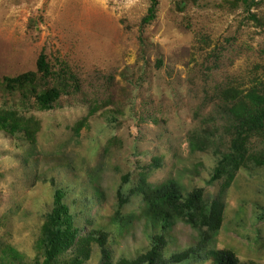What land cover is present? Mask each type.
Wrapping results in <instances>:
<instances>
[{"label": "rangeland", "instance_id": "rangeland-1", "mask_svg": "<svg viewBox=\"0 0 264 264\" xmlns=\"http://www.w3.org/2000/svg\"><path fill=\"white\" fill-rule=\"evenodd\" d=\"M149 4L0 0V116L23 119L34 138L0 128V264L41 260L36 241L56 189L81 235H105L113 262L146 253L163 234L157 264H212L219 250L264 264V134L248 137L231 180L210 182L212 144L235 137L229 101L264 92V0H157L141 27ZM27 73L38 93L59 91L50 109L30 88L7 86ZM167 180L221 209L215 232L182 219L164 233L148 224L140 186ZM100 251L93 243L84 264H100Z\"/></svg>", "mask_w": 264, "mask_h": 264}, {"label": "trees", "instance_id": "trees-1", "mask_svg": "<svg viewBox=\"0 0 264 264\" xmlns=\"http://www.w3.org/2000/svg\"><path fill=\"white\" fill-rule=\"evenodd\" d=\"M148 1L150 4L146 15L141 20V27L150 24L155 18L157 0ZM37 72L43 78L48 76L47 64L42 55L37 62ZM34 79V73H27L9 79L7 86L17 90L30 88L36 105L40 109L48 110L59 97V91L56 88H51L38 93L33 89ZM236 100L237 97H234L229 101L235 137L230 146L212 144L215 149L214 154L218 157L210 182L226 174L231 180L234 172L246 164L245 155H242L241 151L248 137L260 132L264 134V92L248 91L243 99H238V103H235ZM22 122L23 119L16 118L13 113H2L0 116V128L4 133L10 135L26 134L28 135L27 138L34 142L31 131ZM144 183L141 184L139 191L142 194L145 207L143 216L148 220V224H158L163 233L177 219L185 220L191 227L207 226L213 232L218 229L222 218L221 209H218L215 204L203 207L201 205V191H195L184 196L182 187L173 180H167L155 187ZM200 215L204 216L202 223L195 220ZM113 222L117 225L123 223L126 226L122 216L114 217ZM104 237L105 235L100 232L98 236L81 235L80 228L75 227L72 215L63 203V194L56 189L53 194L52 209L42 224L40 235L36 241V248L41 260L36 258L34 264H84L83 261L90 258L93 243L101 248L100 264H157L158 260H162L160 246L164 243L163 234L156 237V243L154 242L146 253L138 255L134 259L122 258L116 262L111 260L109 253L104 248ZM193 250V258H199L198 251ZM193 250L181 252L177 256V260L180 263L187 261ZM8 252L12 253L13 261H19L18 253L12 247L8 249ZM211 260L212 264H254L240 263L235 254L229 250H219L213 253ZM1 264H5L3 259H1Z\"/></svg>", "mask_w": 264, "mask_h": 264}]
</instances>
